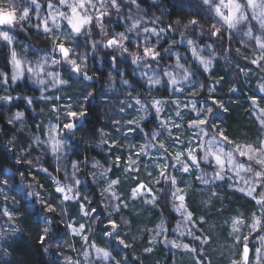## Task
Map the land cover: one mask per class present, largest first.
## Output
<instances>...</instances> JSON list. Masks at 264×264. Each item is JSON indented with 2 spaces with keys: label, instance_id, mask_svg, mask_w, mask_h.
Returning a JSON list of instances; mask_svg holds the SVG:
<instances>
[{
  "label": "clouds",
  "instance_id": "clouds-1",
  "mask_svg": "<svg viewBox=\"0 0 264 264\" xmlns=\"http://www.w3.org/2000/svg\"><path fill=\"white\" fill-rule=\"evenodd\" d=\"M0 264H264V0H0Z\"/></svg>",
  "mask_w": 264,
  "mask_h": 264
}]
</instances>
